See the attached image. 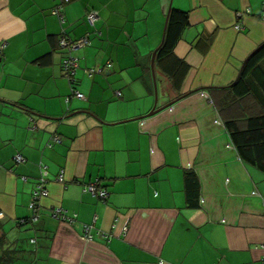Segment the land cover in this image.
Here are the masks:
<instances>
[{"label":"crops","instance_id":"obj_1","mask_svg":"<svg viewBox=\"0 0 264 264\" xmlns=\"http://www.w3.org/2000/svg\"><path fill=\"white\" fill-rule=\"evenodd\" d=\"M263 2L69 0L61 24L55 0H0V233L5 244L16 241L17 260L264 264V169L239 155L218 107L221 91L207 89L232 82L264 41ZM170 5L189 13L174 47L188 71L176 91L154 65L155 95L151 53ZM90 8L100 33L75 51L84 97L65 101L71 85L57 35L92 30ZM154 103L160 109L148 115ZM41 164L48 195L38 200V218L20 223L32 214ZM186 170L198 178L196 206L186 199ZM96 178L108 191L104 200L82 190ZM55 206L75 220L55 218ZM84 223L93 225L87 240Z\"/></svg>","mask_w":264,"mask_h":264},{"label":"trees","instance_id":"obj_2","mask_svg":"<svg viewBox=\"0 0 264 264\" xmlns=\"http://www.w3.org/2000/svg\"><path fill=\"white\" fill-rule=\"evenodd\" d=\"M188 24V11L170 5L165 14L162 38L155 52V67L166 75L176 91L180 89L188 64L175 54L174 47ZM207 89L221 91L218 107L239 155L264 169V41L245 57L232 82L221 87L208 86ZM252 100L257 107L253 105L250 111H244ZM185 189L188 204L198 205L199 182L193 170L185 171ZM27 222L32 220L26 218L20 223ZM4 240L5 234L0 233V263L6 264L18 257L19 248L15 240H10L9 244H5Z\"/></svg>","mask_w":264,"mask_h":264},{"label":"built area","instance_id":"obj_3","mask_svg":"<svg viewBox=\"0 0 264 264\" xmlns=\"http://www.w3.org/2000/svg\"><path fill=\"white\" fill-rule=\"evenodd\" d=\"M69 2V0H55V5L53 8V12L57 15L59 22L62 24L65 21V16L63 12V8L65 4ZM263 11H262V19L264 20V2L262 4ZM86 19L89 23V25L92 27V30L87 31L85 34L77 37V38H71L68 36L67 32L64 28L60 31L58 34V46L64 50V56L61 61V68L63 71V74L66 76V78L69 80L71 85V92L68 96L65 97V101H68L72 96L83 98L84 94L76 88V77H75V70L78 66V58L75 55V51L79 49L80 47H84L91 44V40L89 37V34L91 32L94 33H100L97 28L95 27L96 19L98 18V14L94 9H87L86 10ZM238 15L241 14L240 11L237 12ZM235 27L237 29H240L242 27V24L240 22L235 24ZM6 45V41L2 40L0 41V51L3 49V47ZM88 75H92L96 69L94 68H86L85 69ZM99 70V69H98ZM119 93V92H118ZM52 140H57L58 136L56 134H53L51 136ZM14 160L16 162H20L24 160V157L16 153L14 155ZM42 170L40 173V176L36 180L35 187L32 191V199L30 202V209L32 210V214L30 215L29 219L34 221L38 218L39 213L37 211L39 203L38 200L42 196L48 195V189L46 187V177L44 175L45 170L44 165H42ZM44 172V173H43ZM56 179L59 181H63L64 177L62 172H59L56 176ZM82 190L91 193L94 196H98L101 199H106L108 195V191L106 188L99 186V178H96L93 181H88L82 184ZM2 215V212L0 211V216ZM52 215L60 220L67 221L71 223L73 220H75V214L68 213L64 208L61 206H55L52 208ZM92 224H83V233L82 238L84 239H90L92 238ZM264 258V256H263Z\"/></svg>","mask_w":264,"mask_h":264},{"label":"water","instance_id":"obj_4","mask_svg":"<svg viewBox=\"0 0 264 264\" xmlns=\"http://www.w3.org/2000/svg\"><path fill=\"white\" fill-rule=\"evenodd\" d=\"M155 52H156V48H154L152 50V53H151L150 69H151V74H152V79H153L154 92L156 95V79H155V69H154ZM172 102L173 101L168 102L167 104L164 105V107L170 105ZM159 109H160V107H156V103H154L152 109L149 110V112L147 114L151 115V114L155 113L156 111H158Z\"/></svg>","mask_w":264,"mask_h":264},{"label":"rangeland","instance_id":"obj_5","mask_svg":"<svg viewBox=\"0 0 264 264\" xmlns=\"http://www.w3.org/2000/svg\"><path fill=\"white\" fill-rule=\"evenodd\" d=\"M160 87V86H159ZM160 90H162V87H160ZM156 91H158V88L156 87ZM157 95H158V92H157ZM21 245H23V243H20ZM26 245H24V249H25V251H27V249L28 248H30L29 247V245H31V244H27V243H25ZM25 257L27 258V259H29L28 257H27V255H28V253L27 252H25ZM26 259H16L15 261H14V264H26Z\"/></svg>","mask_w":264,"mask_h":264}]
</instances>
